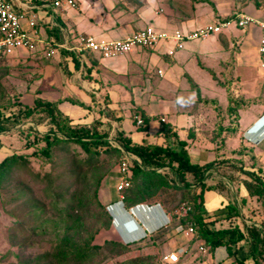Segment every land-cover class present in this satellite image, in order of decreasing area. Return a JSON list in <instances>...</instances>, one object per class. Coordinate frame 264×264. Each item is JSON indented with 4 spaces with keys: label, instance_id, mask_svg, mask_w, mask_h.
Here are the masks:
<instances>
[{
    "label": "crops",
    "instance_id": "0c3cea01",
    "mask_svg": "<svg viewBox=\"0 0 264 264\" xmlns=\"http://www.w3.org/2000/svg\"><path fill=\"white\" fill-rule=\"evenodd\" d=\"M39 1L13 0L17 7L27 3L38 4L44 0ZM212 2L213 0H78V5L75 8L58 9L53 14L51 13L52 15L49 17L44 15L43 12H39V15L42 17V24L48 23L55 26L60 21L61 25L59 26L62 28L64 40L62 44L72 46L77 44L79 35H91L98 40L117 39L123 38L148 25L168 31L173 29H194L207 22L215 21V10L211 4ZM253 18L258 21L263 20L255 15H253ZM253 26L249 25L247 29H242L244 32L246 31L245 33H236L238 29L235 28L237 27L231 25L225 29L226 32L224 33H228L230 37L236 36L237 40L243 43L242 37L247 35L248 28ZM221 36L219 33L207 40H199L201 41V47L193 43L195 40L189 41L182 50L177 51L172 57L166 54L167 47L164 44L156 47L136 48L129 53L111 58H102L94 53H89V56L81 54L79 57L81 62L79 69H76L74 62L68 59L66 65L63 66L67 70L60 68L63 74V76H59L61 83L53 79V77L51 78V75L50 77L47 75V78L44 77L47 80L46 89L38 92L34 97L40 96L48 100L57 101L59 108L73 121L88 123L93 116V107L89 110L92 96L100 100L102 105H104L102 96L105 94L110 99L109 107L114 109L117 115L122 116L119 123L104 117V120L112 126L108 138H112L111 136L114 135L116 126L119 124L120 128L136 142L157 141V143L165 144L167 139L156 134L160 123L159 117H164L165 122L167 121L173 125V129L177 131L179 138L184 139L189 127L195 125L196 129H198L199 123H197V118H195L197 116L190 112L182 113L183 109L181 111L178 110L176 102L172 105L171 101L172 99L178 100L177 94L180 87L182 88L180 84L183 79L188 80L190 76L185 69L192 57L203 51L204 53L210 51L209 43L211 46L213 45L214 49H212L217 51V41ZM202 40L204 41L202 42ZM215 41L216 45L213 43ZM250 48L246 51L242 48V51L238 54L241 56L240 59L237 58L232 63V68L238 69L237 74H234L236 80H238L233 82L234 87L236 85L240 86L238 89H240L241 94H244V91L249 92L248 86H251L252 91H256V93L260 88L262 94L256 100L260 101L258 109L254 110V113L249 118L244 117L246 109H250L256 101L240 110L238 123L242 136L264 150V73L260 69L258 47L252 48V50ZM16 55H19L20 58L28 57L34 61L40 60L41 55L43 56L39 48L34 51L19 50ZM56 56V65L59 67L60 55L57 54ZM160 61L163 63L159 64ZM34 63L36 64V62ZM224 65L229 66V63ZM85 66H92L89 76H86ZM44 68L48 72L50 70L56 71V68L54 69L51 66H44ZM158 69L162 70V75L160 76L157 72ZM244 69H249L248 72L250 74L247 77L242 72ZM153 74L158 79H154L152 77ZM242 76L246 79L245 82L242 81ZM189 79H192V76ZM153 80H157L155 81V87L158 91L156 98L160 101L157 104L159 111L148 113L142 100L151 99L154 96L152 93ZM165 81L171 85H177V94H174V96L166 94L167 83ZM196 83L200 92H202L201 86L197 81ZM139 96L140 98H138ZM33 98L29 103L32 102ZM81 102L85 105L81 106ZM139 109L143 110L146 115L151 116L146 132L138 131L136 124L132 121V114L138 112L137 110ZM151 123H155V125L151 126ZM8 139V137H0L1 159L12 153L11 148L6 145ZM198 141L201 144H196L194 146L196 147L195 149L191 147L193 151H189L190 157L198 163L213 161L214 155L212 156V153L201 154L203 149L200 150L199 147H205V144H203L202 139ZM115 142L118 143L117 141ZM114 172L115 174L112 178L115 184L111 187L106 186L103 188L101 194L105 210L111 218V225L108 229L99 233L100 241H96V243H102L107 239L122 243L137 240V243L142 246L141 255L148 258L146 259L148 261L142 264H232L234 258L229 257L224 246L208 250L201 239H192L193 234L185 236L183 233L184 229L181 230V227L177 224L178 221L171 219L170 211L160 203H139L127 208L123 200L118 198L115 189L119 179L118 167ZM208 173L226 182L242 215L243 222L247 226L254 224L262 228L258 217L253 216V221L246 219V208L240 203V196L245 193V190L238 185L236 194H239L235 195V185H233V188L226 179L231 180V178L221 174L218 166H212L206 171L205 180L212 178L209 177ZM226 203V198L219 192L215 190L204 191V206L207 215H210V218L218 219L214 223L216 228L227 225V221L222 219L225 215L223 207ZM142 237H144L143 240H139ZM200 247H204V250L200 249ZM170 252H175L178 255L177 262L170 263L161 259L162 255ZM246 255V252L240 250L237 253V258L242 259Z\"/></svg>",
    "mask_w": 264,
    "mask_h": 264
},
{
    "label": "rangeland",
    "instance_id": "374dc122",
    "mask_svg": "<svg viewBox=\"0 0 264 264\" xmlns=\"http://www.w3.org/2000/svg\"><path fill=\"white\" fill-rule=\"evenodd\" d=\"M211 4L215 10V21H210L209 24L224 19H234L241 14L251 15V17L255 15L264 20V0H213ZM249 25L254 26L248 28V34L242 37L243 43L238 41L236 36L230 37L228 33V35L225 34V28L222 29L223 32H219L222 36L217 41V51H214L213 45L211 46L209 43L210 51L195 54L185 69L193 80L189 79L190 76L188 80L183 79L180 84L182 88L179 86L178 94L177 85H171L165 81L167 83L166 94L168 96L177 94L178 100L172 99V105L176 102L178 110L183 109L182 113L190 112L197 116L195 118H197L199 126L197 130L191 129L192 138L188 135L189 130L185 133L184 139L188 143V151H193L191 147L199 144L198 140L202 139L205 147H199L200 150L203 149L201 154L212 153L213 160L216 151H220L224 156L228 154L227 157L233 155L231 154L232 146L219 148L220 139H215V133L210 130V124L213 125L212 128L217 127L218 123L229 125V121L225 117L227 114L232 118L230 123H233L235 114L229 112L228 109L235 110L239 117L240 110L255 102L262 94L260 88L256 93V91H252L251 86L247 87L249 92L244 91V94H241L238 89L240 86L234 87L233 83L238 81L234 75L237 74L238 69H233L232 63L237 58L240 59L241 56L238 54L242 48L246 51L250 47H259L261 28L255 23L243 27L232 24L237 27L235 29H238L236 33H245L246 31L244 32L242 29H247ZM214 35L208 36L207 39ZM200 42L195 40L193 43L201 47ZM213 43L215 44L216 41ZM252 48L250 49L252 50ZM57 54L58 52L50 60L42 58L41 55V59L35 61L28 57L20 58L16 53L0 57V107L9 109L10 105L19 98L22 102L29 103L35 94L46 89L47 80L44 77L47 78V75L48 77L51 75V78L53 77L61 83L59 76H63V74L60 70L61 65L59 67L56 65ZM162 63V61L159 62V64ZM225 63H229L231 68L224 65ZM44 66L54 67L56 71L48 72ZM62 69L67 70L65 67ZM248 70L242 71L245 77L250 74ZM152 77L158 79L154 74ZM245 80L243 77L242 81L245 82ZM155 81L153 80L152 83L154 96L151 99L142 100L148 113L159 111L157 104L160 101L156 98L158 91ZM196 81L201 86L202 92L198 88L201 97H198L195 91L198 87ZM259 102L256 101L252 104V108L246 109L244 117L249 118L254 110L258 109ZM159 119L161 118L159 117ZM18 125L0 134L11 138L17 135L21 129L33 126L36 133L43 136L49 133L50 129L48 122L41 123L35 118L23 121L22 127L19 129ZM153 125L155 123H151V126ZM111 137L113 139V136ZM225 137L227 138V135ZM235 139L240 143L247 138L239 133ZM236 140L229 139L232 145ZM77 150L72 143L60 142L53 148L48 160L28 156L11 165L5 173H0V264H137L148 259L141 255L142 246L139 243L129 247H125L121 243L102 244L104 241L113 239L99 243L102 244V247L93 249L91 254L83 259L74 256L69 257L65 262L60 258L61 255L58 256L59 251H63V248L59 247V244H63L60 241L68 240L69 243L83 246L84 243L90 241L91 236H94L93 243H96V241H100L99 233L111 225L109 214L101 200V194L103 188L115 184L112 176L118 167L117 158L119 157L113 150H107L97 159L90 160V157ZM235 150L237 147H234ZM12 151L26 153L23 147L15 148ZM237 153L240 154V151ZM94 160L96 161L93 162ZM156 171L163 174L170 185L171 183L181 185L180 181L178 182L177 179L175 181L172 178L168 167L157 168ZM227 171L229 170L227 169ZM225 176L229 177V175ZM231 180L235 187L238 185L242 187L235 179L231 178ZM150 183L157 189L156 192L151 190ZM131 185L129 202L132 200L130 197L133 194L132 191H136L135 184ZM163 188L165 189L164 193ZM146 191V196L142 198L154 202L162 195L171 206L177 204L182 206L189 197L184 188L168 186L161 188V185L156 181H149ZM235 191L237 190L235 189ZM134 197L139 199L137 198L139 196Z\"/></svg>",
    "mask_w": 264,
    "mask_h": 264
},
{
    "label": "trees",
    "instance_id": "16d2710c",
    "mask_svg": "<svg viewBox=\"0 0 264 264\" xmlns=\"http://www.w3.org/2000/svg\"><path fill=\"white\" fill-rule=\"evenodd\" d=\"M34 1L40 2L39 0ZM59 25H61L60 21L55 26L48 23L39 24L41 34L55 46L64 42L63 31ZM57 52L61 59L58 62V66H65L67 60L70 59L74 62L76 69L80 68L81 62L79 57L81 54L89 56V53H94L91 51L76 53L59 46L57 47ZM97 55L101 57L99 53ZM0 57H6V55L0 53ZM91 68L92 66L84 67L85 71H87L86 76H89ZM196 93L199 97L200 92L198 87L196 88ZM102 98L104 105H102L100 100L92 96V100L89 103V110L93 107V116L88 123L73 121L59 108L57 101L48 100L40 96H35L31 103L22 102L19 98L10 105L9 109H7L8 107H0V133L9 131L30 118H35L41 123L48 122L50 125L49 133L43 136L38 135L33 126H27L20 130L19 135L17 134L9 138L6 141V145L11 150L23 147L26 153L12 151L10 155L0 159V173H5L11 165L17 163L21 158L24 159L28 156L48 160L51 157L53 148L60 142L72 143L78 149V152L90 157V160L97 159L104 151L113 150L117 153L119 157L117 159L120 161L121 158L125 157L123 153V150H125L133 154L138 160L134 162L129 160L130 184L123 191L125 195L123 203L127 208L139 203H152L150 200L142 198L146 196L147 183L149 181L158 182L161 188L167 186L170 188H184L187 190L185 193L189 196L184 204L187 207V212L179 218L173 216V219L178 221L177 224L181 227V230L191 224L194 229L192 239H201L208 250H213L218 246H224L229 257L234 258L232 264H264V150L248 139H244L240 143L235 139L241 133L236 111L228 109L229 112L235 114L233 115V123H230L232 118L227 114L225 117L229 121V125H220L218 123L217 127L212 128L213 125L210 124V130L215 133V139H220L219 148L221 146L225 148L232 146L231 154L233 155L227 157L226 155L228 154L224 156L220 151H216V156L213 161L198 163L191 159L187 141L179 138L177 131L173 129V125L169 122L164 123L159 121L160 123L156 131L157 135H161L167 139L165 144L157 143V141L136 142L118 124L113 139L122 146L123 150L112 145L107 140L111 133V125L104 120V117L113 119L119 123L122 116L117 115L114 109L109 107L110 99L107 95L104 94ZM80 105L84 106L85 104L81 102ZM137 111L132 114V121L136 124V117H141L142 123L136 124V128L138 131L146 132L151 116L146 115L143 110L139 109ZM192 128L196 129V126L189 127L188 135L190 138H192ZM53 132H58L59 134ZM226 135L227 138L225 137ZM231 138L236 140L234 145L229 141ZM234 147H237L236 152L234 151ZM239 151L240 154L237 153ZM212 166H218L221 174L229 175L230 178L240 183L245 190V193L240 196V203L246 208V219L253 221V216L258 217L262 228L254 224L247 226L243 222L242 215L224 180L213 177V174L210 173L208 175L212 178L205 180V173ZM161 167H168L172 178L175 181L176 179L178 182L180 181L181 185L177 183H171L170 185L165 179V176L156 171L157 168ZM132 183L135 184L136 191H132L133 194L130 196L132 200L129 202L128 197L129 191L132 189ZM150 188L155 192L157 190L152 186V183H150ZM205 190H215L226 198L227 203L223 207V213L225 215L222 218L227 221L226 226L216 228L214 223L218 219L210 218V215H207L204 206ZM162 191L164 193L165 189L163 188ZM134 196H139L137 197L139 199H136ZM155 200L154 202L160 203L170 212L180 206V204L174 206L169 205L168 201L162 195L160 199ZM143 238L139 240H143ZM93 240L94 236H91L90 241L84 243L83 246L69 243L68 240H62L60 242L63 244H59V247L61 249L63 248V251H59L58 256L61 255L60 258L66 262L69 257L86 258L91 254L93 249L102 247V244L115 245L121 243L125 247L137 244V240L126 243L110 240L104 241L102 244L93 243ZM240 250L247 253L242 259L237 258V253ZM147 261L144 260V262ZM144 262L142 261L137 264Z\"/></svg>",
    "mask_w": 264,
    "mask_h": 264
},
{
    "label": "built area",
    "instance_id": "2783aa9c",
    "mask_svg": "<svg viewBox=\"0 0 264 264\" xmlns=\"http://www.w3.org/2000/svg\"><path fill=\"white\" fill-rule=\"evenodd\" d=\"M78 5V0H44L41 3L23 4L17 7L13 0H0V53L11 55L19 50L34 51L39 48L42 51L44 58H52L57 53V47H64L74 52L91 51L99 53L102 58H111L118 55H123L141 47H156L164 44L167 48L166 54L169 57L182 50L185 44L189 41L207 39L208 36L217 34L229 26H245L250 23L258 24L261 28L260 42L258 52L260 55V69L264 73V22L258 21L253 17L241 14L232 19H224L217 23H206L199 27L189 30L173 29L162 30L152 25H148L140 30H137L123 38L98 40L91 35H79L77 44L67 46L59 44L57 46L47 38L43 37L39 24L42 23V17L39 12L49 17L58 9L75 8ZM52 13V14H51ZM52 18V17H51ZM158 74L162 75V70H158ZM165 121L164 118H161ZM142 123L141 117H136V124ZM125 157L121 158L118 164L119 179L116 183V191L118 198L123 200L124 189L130 184L129 175V160L137 161L132 155L126 153ZM187 207L182 205L170 212V218H177L186 214ZM192 226L184 229L185 236L193 233ZM204 250V247H200ZM161 259L166 262L174 263L178 261V255L175 252H170L162 255Z\"/></svg>",
    "mask_w": 264,
    "mask_h": 264
},
{
    "label": "water",
    "instance_id": "95a60500",
    "mask_svg": "<svg viewBox=\"0 0 264 264\" xmlns=\"http://www.w3.org/2000/svg\"><path fill=\"white\" fill-rule=\"evenodd\" d=\"M29 121H31V120H29ZM29 121H28V122H29ZM22 123H23V122H22ZM22 123H20V124L18 125V129L22 127ZM53 133H58V132H53ZM58 134H59V133H58ZM0 136H3V135L0 134ZM107 140H108V141H113L111 138H107ZM117 145H118L119 148H121V149L123 150L122 146H120L119 143H117ZM123 152L126 153V154H128V155H130L129 152H127V151H125V150H123ZM226 179L228 180V182H229V183L232 185V187H233L234 182H233L232 180L228 179V178H226ZM233 188H234V187H233ZM235 189H236V187H235ZM235 189H234V193L236 194ZM236 199H237V197H236Z\"/></svg>",
    "mask_w": 264,
    "mask_h": 264
},
{
    "label": "clouds",
    "instance_id": "9594fccd",
    "mask_svg": "<svg viewBox=\"0 0 264 264\" xmlns=\"http://www.w3.org/2000/svg\"><path fill=\"white\" fill-rule=\"evenodd\" d=\"M162 118V117H161ZM165 119V118H164ZM160 121L161 122H164V123H166L165 121H162L161 119H160ZM246 138V137H245ZM113 140V139H112ZM249 140V139H248ZM112 145H115V146H117L118 147V145H117V143L115 142V140H113V141H109ZM252 142V141H251ZM121 146V145H120ZM124 153V152H123ZM130 154V153H129ZM131 155V154H130ZM133 156V155H132ZM133 157H135V156H133ZM136 158V157H135ZM138 161V160H137ZM186 229V228H185Z\"/></svg>",
    "mask_w": 264,
    "mask_h": 264
}]
</instances>
